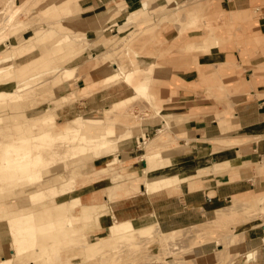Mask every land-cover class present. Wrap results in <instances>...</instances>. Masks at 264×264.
Returning <instances> with one entry per match:
<instances>
[{"label":"rangeland","instance_id":"rangeland-1","mask_svg":"<svg viewBox=\"0 0 264 264\" xmlns=\"http://www.w3.org/2000/svg\"><path fill=\"white\" fill-rule=\"evenodd\" d=\"M43 1L28 0L25 3H19L17 0H0V95L5 96L4 98L0 96V116L2 115L4 118V124H0V128L4 129L0 132V234L5 236L6 241H12L7 245L12 250H7L6 253L1 254L0 260H10L6 264H264V249L262 255L254 248L247 247L246 250H243V254L241 250L236 249L238 245L236 243L240 241V236L247 230L264 236V182L262 181L259 189L242 196H249L250 199L239 201L244 202L242 204H246V208L234 210L229 217L223 218L216 217L218 212L216 211L200 224L171 232H162L152 225H141L133 226L129 230H133L132 232L127 231V228V232L123 234L111 233L110 226L102 233H96L95 230L99 226L96 223L98 220L96 221L94 217L99 215L96 206H94L92 218L76 220L73 215L80 214L79 208L72 211L71 203L79 202L80 205L81 200L79 198L55 202L56 197L67 194L74 188L96 178L93 176V174H97L96 170L92 168L95 157L116 153L120 148V143H117L114 146L117 149L113 147L107 154L99 155L95 152L96 149L93 148V145L103 135L102 131H99L102 124H106L109 129L112 128L113 136H119L121 132L131 129L130 137L137 136L134 137L136 140L135 148L139 150L140 158H143V155L145 158L149 150H153L157 146L158 149L151 151L157 152L155 157L148 159L149 171L168 164L170 159L164 156L156 140L160 141V144L162 139L167 141V145L163 149L172 145L170 142L171 133L182 127V123L188 119L187 115L183 114L186 111V105L174 103L172 96L167 99H160L158 96L160 99L158 103L153 94L152 99H150L148 92L146 94L134 93V82H137V78H133L132 85L128 84L124 79L125 74L121 75L122 69L130 72L133 69L141 68V66L145 69L153 63V71L149 72L151 75L146 74L147 77H151L147 89L153 93L158 86L169 87L167 81L162 82L154 79L156 72L160 73V76L168 78L172 71L181 70L186 64L189 66L196 64L195 55L199 54V61V57L204 52L202 48H187L183 45L186 43L185 38L200 42L203 41L205 33L213 34L214 31H217L221 32L225 38L221 48L231 52L235 51L236 54L243 57L242 78L246 79V74L250 71V59L264 55V43L250 39L251 36L258 34L256 32L258 27L255 25L248 26L249 21L260 18L264 10V0H174L172 4L167 5H163L164 0H152L146 17L142 19V22L135 23L141 21L139 19L131 22L134 23L133 28L124 39L116 41L111 48L98 53L97 56H91L90 61L84 63L82 69L75 70V67H68L74 69L68 79L72 78L78 71L85 78L86 83L90 82L94 79L90 73L91 68L94 67L99 70H97L98 76L101 78L106 76L105 79L107 80L103 79V82L99 81L93 85L86 84V86L77 87L63 97H59L61 91H70L72 88V86L63 83L66 80L63 69L67 68L65 65L68 58L78 55L82 49L83 39L63 23H60L61 21L58 19L57 4L65 3L64 7H66L71 0H49L50 6L46 4L47 6L40 7V3ZM219 8L221 10L222 8L227 10L247 9L243 11L244 18L232 20L230 19L231 13H219ZM44 9H46L45 12L42 11ZM48 12L51 15L46 19ZM63 16L61 15L60 18ZM193 20H197V23H191ZM44 22L45 25H42ZM29 28H32L33 31L38 29L34 35H32L33 32L29 33L32 35L30 38L24 39L22 34ZM46 31L47 34H54L50 39L51 41L38 47H32L35 46L39 36ZM67 37L70 39L65 44L58 46L60 50L58 47L51 51L47 50L53 42ZM30 52L33 53L28 54ZM26 54H28L27 57H23ZM13 56L15 58H12ZM43 61H45V65L41 68L38 65ZM26 65L27 70H18ZM210 70L217 73L202 79L206 93L200 95V98H205L208 101L213 100L217 104L226 103L229 100V95L239 92V90L235 91L234 86L220 78L218 72L222 71L226 75L233 72L234 69L222 70L219 67ZM94 85H96L95 88L98 86L97 90L103 87L116 86V91L110 97V99L116 98L115 103L108 99L104 103L99 102V106L72 109L67 116L59 113L58 109L64 105L82 99L91 94L93 90L96 91L92 87ZM87 87L92 88L91 91ZM117 103L122 106L121 110L108 108ZM79 104L85 103L79 101ZM103 108L108 109L103 110ZM44 109L46 112L44 114L52 113L56 116V123L58 124H63L80 116L103 117L106 115V111L111 112H109L110 118L103 123L101 122V125L93 126L88 132H80L78 136L77 134L65 135L67 140L64 135V138L54 135L59 139L54 141V137L47 136L50 133L45 134V132L56 123L38 127V122L35 121ZM163 119L167 120L166 125H164ZM34 121L35 123H33ZM146 122L159 123V126L149 136H145L144 131L141 130L142 125ZM158 129L163 131L159 132ZM40 134L51 138L52 143L51 139H45L44 136V139L40 138L42 137L39 136ZM92 134L98 135L96 142H93ZM76 136L78 137L77 140L75 139ZM34 137H37L38 140H35ZM73 137H75L74 140ZM20 139L26 141V144L22 140L19 141ZM175 139L176 137L174 142H176ZM15 143L19 146L17 147L18 150ZM39 145L42 149L39 148ZM181 148L183 149V147ZM198 160L199 162H197ZM53 161L55 162L53 163ZM26 162H29L31 168L28 174L20 166ZM109 163V170L126 172L124 168H119V164L122 162H119L116 156L114 160L110 159ZM198 163H202V158L195 159V161L191 160L180 164V166L186 167L189 164L187 168L193 169L197 167ZM226 167L227 163L214 165V169L217 171ZM37 170L41 171L38 178H36L37 172L40 174V171ZM22 173L24 174L21 175ZM106 174L104 173L101 177L106 176ZM117 174L115 173V175ZM11 175H14L13 178H8ZM27 175H32V178ZM71 175L76 176L75 182L68 180ZM154 176V173L150 176L152 184H155L156 181ZM131 177L133 174L115 177V181L121 183L120 185L115 184L116 189H122V187L133 183ZM42 190L46 191L44 195L46 199L42 202L33 203L30 195ZM235 199L237 198H233L226 206L233 205L236 202ZM251 199L252 201H250ZM140 200L144 206L149 203L145 198ZM99 209L103 210L102 214L107 213L105 205ZM62 210L65 211V214ZM226 211L224 209L221 212L225 213ZM22 212H34L36 216L27 220L25 218L23 221H13V218L16 215L20 216ZM121 221L124 220L117 218L110 225H115ZM135 231H137V238H134ZM10 233L13 237L12 240ZM109 233L111 236L115 235V238L110 239L105 251L89 252L87 250L86 244L88 242V247L92 246L95 250H101L100 243L97 244L95 241L100 237H107ZM261 242V246L264 247V239ZM15 250L22 251V253L16 256L13 252ZM249 253H252L251 257L248 256ZM32 261L33 263H31Z\"/></svg>","mask_w":264,"mask_h":264},{"label":"crops","instance_id":"crops-1","mask_svg":"<svg viewBox=\"0 0 264 264\" xmlns=\"http://www.w3.org/2000/svg\"><path fill=\"white\" fill-rule=\"evenodd\" d=\"M17 1L25 3L28 0ZM48 1L41 2L40 7L50 6ZM173 2L174 0H164L163 5ZM151 4L152 0H71L66 7H64L65 3H58L57 13H59L60 23L83 39L82 49L75 57L68 58L65 67H75V70L82 69L84 63L90 61L91 56H97L98 53L111 48L116 41L124 39L133 28L134 23L131 22L137 19L141 21L135 23L142 22L150 10ZM246 9L227 10L222 8L221 10L219 8L218 12L231 13L230 19L239 20L244 18L243 11ZM47 14L46 19L51 13ZM61 15L64 16L60 18ZM42 25H45V22ZM251 25L258 27L256 30L258 34L251 36L250 39L264 43V10L260 18L248 22V26ZM36 29L34 31L32 28L25 30L22 37L30 38ZM30 32L33 34L30 35ZM204 35L203 41H192L185 38L186 43L183 44L187 48H202L204 51L199 57V61V54L195 55L196 64L190 66L186 64L183 69L172 71L168 78H164L156 72L154 79L162 82L167 81L169 87L158 86L153 93L148 90L150 99L153 94L158 103L160 99L172 96L174 103L186 105V111L183 114L187 115L188 119L182 123V127L171 133L170 142L172 145L163 149L167 145V141L162 139L160 144V141L156 140L162 153L170 159V162L149 171L148 159L155 157L157 152L151 151L158 147L149 150V153L145 155L146 158L143 159L138 155L139 150L135 148L134 137L137 136L128 137L119 142L120 148L116 153L93 159L92 168L97 173L93 176L96 178L55 198V202L73 198L81 200L78 206L80 214L73 215L76 220L92 218L94 206H96L99 211V215L94 216L99 225L95 230L96 233H102L103 230L108 229V226H111L110 223L117 218L124 220L120 223L131 222L133 226L152 225L162 232H171L200 224L216 211H218L216 217H229L232 211L246 208V204L239 201H242L241 199L248 200L250 197L242 196L255 192L259 189L261 181L264 182V55L250 59V71L246 74V79H243L241 68L244 63L243 57L236 54L235 51L231 52L221 48L225 39L222 33L214 31L213 34L205 33ZM208 50L210 51L208 52ZM28 54L23 57H27ZM219 67L222 70L234 69L233 72L226 75L219 71L218 75L225 79L226 83L232 84L235 91L239 90V92L229 95V100L223 104L200 98V95L206 93L202 79L214 76L217 72L210 69ZM97 70L98 68H91L90 73L94 79L87 83L85 78L76 71L72 78L63 81L68 86H72L71 90L61 91L59 97H63L77 87L94 84L105 79L106 76L102 78L98 76ZM115 91L116 86L103 87L82 99L64 105L58 111L67 116L72 109L99 106V102L108 101ZM114 100L116 98L110 99V102H114ZM79 101L85 104H79ZM97 101L98 103L95 104ZM163 122L164 125L167 124V120L163 119ZM157 126L159 123L146 122L142 125L141 130L144 131L145 136H149ZM158 130H160L159 132L163 131L162 129ZM126 132L131 134L132 130L128 129ZM175 137L176 142L173 141ZM115 156L119 162H122L119 164V168H124L126 172H113L108 169L109 160H114ZM199 158H202V163H198L197 167L193 169L187 168L189 164L186 167L180 166V164ZM216 163H227V167L217 171L214 169ZM104 173H107L106 176L101 177ZM115 173H120V176L133 174L131 177L133 183L122 187V189H116L115 184L120 185L121 183L115 181V177H119ZM153 173L155 175L153 178H156L154 186L150 178ZM60 198L63 199L60 200ZM142 198L149 201L146 206L141 204L140 199ZM233 198H237L234 200L236 202L226 206ZM104 205L107 207V213L102 214L103 210L99 208ZM224 209L227 211L222 213L221 211ZM35 216L36 214L33 212L32 218ZM134 233V238H137V231ZM10 236L12 240L11 233ZM0 237H3L0 238L1 255L7 250H12L7 247L12 241H6L4 235L0 234ZM112 238H115V235L111 236L109 233L107 237H100L95 241L97 244L100 243L101 250H95L92 246L88 247L89 242L86 244V248L89 252H103ZM263 239L264 236L257 235V232L247 230L240 236V241L236 243L238 244L236 249L241 250L242 253L247 247L254 248L262 255L264 247L261 246V241ZM251 255L252 253L248 254L249 257Z\"/></svg>","mask_w":264,"mask_h":264},{"label":"bare ground","instance_id":"bare-ground-1","mask_svg":"<svg viewBox=\"0 0 264 264\" xmlns=\"http://www.w3.org/2000/svg\"><path fill=\"white\" fill-rule=\"evenodd\" d=\"M27 4V3H26ZM25 4V5H26ZM53 7V6H52ZM23 8V7H22ZM21 9V8H20ZM20 9H19V11H20ZM48 9V8H47ZM45 10L46 9H44V10H42L43 12H45ZM40 11V10H39ZM41 12V11H40ZM14 15V14H13ZM8 20H10V19H8ZM198 22H200V21H198ZM191 23H194V24H196L197 23V20H193ZM60 24V23H59ZM57 27V26H56ZM59 27V26H58ZM57 27V28H58ZM208 27V26H207ZM12 28V27H11ZM10 29V28H9ZM5 32V31H4ZM48 32L46 31V32H44L42 35H40L39 36V38L37 39V42L35 43V46H32V47H38V46H40V45H43V44H46V43H48L49 41H51L50 39L53 37V33H49V34H47ZM75 38V37H74ZM79 38V37H78ZM68 39H70V37H67V38H63L62 40H58V41H55V42H53L51 45H50V47H49V49H47V50H49V51H51V50H53V49H55V48H57L58 46H60V44H65L67 41H68ZM218 39V38H217ZM216 39V40H217ZM75 40H76V38H75ZM77 40H79V39H77ZM78 46V45H77ZM24 47H26V46H24ZM29 49V48H28ZM58 49L60 50V48L58 47ZM20 50V49H19ZM18 50V51H19ZM17 52V51H16ZM53 52V51H52ZM59 52V51H58ZM45 56V55H44ZM34 59V58H33ZM142 62V61H141ZM26 64H27V62H26ZM152 64L153 63H151V65H150V67H145V69H143L142 68V66H141V68H139V69H133V71L131 70L130 72H127V70L125 71V69H122V71L123 72H121V75H124L125 74V78L124 79H126V82L128 83V84H130V85H132L133 84V78H137L136 80H137V82H134V91H135V93H139V94H146L147 92H148V85H149V83H150V79H151V77L149 78V77H147V75H151V73H149V72H152L153 70H152ZM45 65V61H43V62H41L38 66L39 67H41V68H43V66ZM37 66V67H38ZM27 65L25 66V67H23L22 69L20 68V69H18L19 71L21 70V71H24V70H27ZM30 69V68H29ZM118 69V68H117ZM73 71H74V69L73 68H64L63 69V74H64V78L67 80L71 75H72V73H73ZM120 70L118 69V72H119ZM115 72V71H114ZM120 73V72H119ZM149 73V74H148ZM113 75H114V73H112ZM137 74H139V75H137ZM143 74V76H140V75H142ZM147 74V75H146ZM118 77V76H117ZM107 78H109V77H107ZM112 78H114V77H112ZM105 81L107 80V79H104ZM109 80V79H108ZM103 82V81H102ZM37 84H40V83H37ZM34 85V84H33ZM33 85H31V87H33ZM90 85V84H89ZM91 85H93L92 83H91ZM100 85V84H99ZM27 86H29V85H27ZM95 86L96 85H94V86H92L93 87V89L95 88ZM25 87V86H24ZM88 88V87H87ZM97 88H98V86H97ZM97 88H95V90H97ZM20 89H22V88H20ZM90 91H91V89L92 88H88ZM82 91H83V89H81ZM73 91V90H72ZM88 91V90H87ZM94 91V90H93ZM93 91H91V92H93ZM89 92V91H88ZM90 92V93H91ZM7 93V92H6ZM18 93V92H17ZM19 95V94H18ZM51 95V94H50ZM53 96H54V94H52ZM1 97H2V95H0ZM5 97V96H4ZM4 97H2V98H4ZM72 97V96H71ZM20 99V98H19ZM49 102V101H48ZM123 104V103H122ZM109 109H111V108H114V109H118V110H121L122 109V106L119 104V103H117L115 106H113V107H108ZM108 108H103V110H105V109H108ZM56 109V108H55ZM102 110V111H103ZM109 112H111V111H106V115L105 116H103V117H85V116H80V117H78V118H75V119H72V120H68L67 122H65V123H63V124H58V123H56V116L54 115V114H44V113H46L45 112V109L43 110V111H41L40 113H39V117L38 118H36V122H38V127L39 126H41V125H48V124H50V123H56L53 127H51L50 129H47L46 130V132H45V134H48V132L52 135H47V136H49V137H54V141L57 139L55 136H65V135H70V134H77V136H78V134L81 132H88L89 130H90V128H93V126H95V125H97V124H100L101 122L103 123V121H105V120H107L108 118H110L109 117ZM120 113V112H119ZM5 115V114H4ZM3 116L1 115L0 116V124H4V122H3ZM19 121V120H18ZM35 121L33 122V123H35ZM8 122H10V121H8ZM5 123H6V121H5ZM32 123V124H33ZM101 125V124H100ZM110 126H112V125H110ZM98 127H99V125H98ZM113 127V126H112ZM2 130H4V129H1L0 128V132H2ZM98 130V129H97ZM99 131H102V137H101V139H97V140H99V141H97L96 142V138H97V134H92L91 136L93 137V142L95 141L96 142V144H94L93 145V148L94 149H96L95 150V152L96 153H99V155H104V154H107L108 152H110L111 151V149H113V147L114 146H116L117 145V143H119L121 140H123V139H125V138H128V137H130V132H121L120 133V135L119 136H113V131H112V128H108L107 127V125L106 124H102L101 125V127H100V130ZM160 131V130H159ZM42 134V133H41ZM39 135V136H42V135ZM86 134V133H85ZM55 135V136H54ZM83 135V134H82ZM36 136V135H35ZM38 136V135H37ZM39 136H38V139H40V138H43V136L42 137H40L39 138ZM45 137L44 136V138L45 139H47L48 137ZM64 136H63V138H64ZM76 136V138L75 137H73L72 139L74 140V138L77 140L78 139V137ZM83 136H85V135H83ZM87 136H89L88 135V133H87ZM66 137V136H65ZM86 137V136H85ZM91 137V138H92ZM35 138V137H34ZM33 138V139H34ZM37 138V137H36ZM35 138V140H38V139H36ZM43 138V139H44ZM59 138V137H58ZM42 139V140H43ZM48 139H51V138H48ZM80 139V138H79ZM22 139H20L19 141H21ZM29 140H31V138L29 137ZM28 140V141H29ZM52 139H51V143H52V141H53ZM57 140H59V139H57ZM65 140V139H64ZM66 140H67V137H66ZM65 140V141H66ZM71 140V139H70ZM15 141V140H14ZM18 141V140H17ZM23 141V140H22ZM28 141H27V143H28ZM33 141V140H32ZM40 141H41V139H40ZM46 141V140H45ZM11 142V141H10ZM24 142V141H23ZM22 142V143H23ZM26 142V141H25ZM24 142V143H25ZM31 142V141H30ZM38 142V141H37ZM113 142H115V143H113ZM32 143V142H31ZM34 143H35V141H34ZM41 143H42V141H41ZM44 143V142H43ZM67 143V142H66ZM6 144V143H5ZM5 144H3V145H5ZM16 144V143H15ZM21 144V143H20ZM26 144V143H25ZM45 144V143H44ZM48 144V143H47ZM53 144H55V143H53ZM22 145V144H21ZM29 145V144H28ZM58 145V144H57ZM2 146V145H1ZM11 146V145H10ZM16 146V148L17 147H19V146H17V144L15 145ZM22 146H24V144L22 145ZM27 146V145H26ZM40 146L41 145H39V148H40ZM42 146H43V144H42ZM14 147V146H13ZM35 147V146H34ZM38 147V146H37ZM46 147V146H45ZM52 147V146H51ZM63 147H65V146H63ZM10 148V147H9ZM16 148H14V149H16ZM38 148V149H39ZM114 148H116V147H114ZM19 148H17V150H18ZM21 149V148H20ZM29 149V148H28ZM40 149H42V148H40ZM117 149V148H116ZM1 150V149H0ZM11 150H12V148H11ZM10 150V151H11ZM16 150V151H17ZM38 151V150H37ZM55 151V150H54ZM57 151V150H56ZM8 152V151H7ZM64 152V151H63ZM83 152V151H82ZM30 154V153H29ZM56 154H57V152H56ZM55 154V155H56ZM62 154H64V153H62ZM78 155V154H77ZM27 156V155H26ZM58 156V155H57ZM76 156V155H75ZM74 156V157H75ZM2 157V156H1ZM40 157V156H39ZM56 157V156H55ZM59 157V156H58ZM72 157V156H71ZM65 158V157H64ZM63 158V159H64ZM101 158V157H100ZM146 158V157H145ZM67 159V158H66ZM143 159H144V155H143ZM2 161H3V159H2ZM8 161V160H7ZM57 161V160H56ZM5 162V161H4ZM55 161H53V163H54ZM0 163H1V161H0ZM51 163V162H50ZM52 164V163H51ZM50 164V165H51ZM2 165H4V164H2ZM48 165V164H47ZM46 165V166H47ZM20 166H21V168L25 171V173H30V170H31V168H30V166H29V162H26V163H22V164H20ZM49 166V165H48ZM44 167H45V165H44ZM41 168H43V167H41ZM5 169V168H4ZM6 170V169H5ZM37 171H40V170H37ZM34 172H36V171H34ZM39 172H37V175L38 176H36V175H34V176H36V178H38L39 177V175H41V171H40V174H38ZM24 173H22L21 175H23ZM120 173H118L117 175H119ZM15 175V174H14ZM14 175H11V176H8V178L10 177V178H13V176ZM20 175V176H21ZM16 176H18L17 174H16ZM19 176V177H20ZM29 178L31 177L32 178V175H27ZM120 176V175H119ZM22 177V176H21ZM20 177V178H21ZM27 177V179H29ZM75 177L76 176H74V175H71V176H69V181L70 182H75ZM40 178H41V176H40ZM31 182V181H30ZM29 182V183H30ZM25 183H27L28 184V182H25ZM69 185H70V183H69ZM74 185V184H73ZM54 188V187H53ZM59 188V187H58ZM60 189V188H59ZM58 190V189H57ZM50 191V190H49ZM45 190H42V191H38V192H36V193H33L32 195H30V197H31V199H32V201H33V203L34 202H39V201H43L44 199H46V196H44L45 195ZM31 201V200H30ZM57 204H59V203H57ZM55 205V204H54ZM53 205V206H54ZM78 205H79V202H74V203H71V210L73 211V210H75V209H77L78 208ZM52 206V205H51ZM70 207V206H69ZM2 209H4V208H2ZM1 209V210H2ZM4 210H6V209H4ZM61 210V209H60ZM59 210V211H60ZM63 210H64V208H63ZM62 210V211H63ZM78 210V209H77ZM65 211H66V209H65ZM65 211H63L64 212V214H65ZM21 212V211H20ZM72 214H73V212H72ZM32 215H33V212H29V213H26V212H22V214H20V216H18V215H16V217H14L13 218V221H17V220H22L23 221V219H25V220H27V219H31L32 218ZM11 221V220H10ZM12 224V223H11ZM71 224H72V222H71ZM133 227V224L131 223V222H127V223H116L115 225H112V226H110V228H111V233H113V234H118V233H121V234H123V233H125V232H127V231H129V230H131V228ZM128 228V230L126 231V229ZM112 234V235H113ZM13 252H15V255L16 256H18V255H20L21 253H22V251H13ZM8 261H10V260H8ZM8 261H0V264H6V263H8Z\"/></svg>","mask_w":264,"mask_h":264}]
</instances>
